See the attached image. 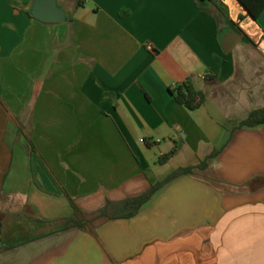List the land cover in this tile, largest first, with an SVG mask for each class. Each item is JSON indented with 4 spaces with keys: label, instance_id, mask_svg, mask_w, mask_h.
<instances>
[{
    "label": "crops",
    "instance_id": "crops-1",
    "mask_svg": "<svg viewBox=\"0 0 264 264\" xmlns=\"http://www.w3.org/2000/svg\"><path fill=\"white\" fill-rule=\"evenodd\" d=\"M34 1L0 0V223L35 224L0 264H264V123L243 125L264 108V10L56 0L67 21L43 23ZM186 80L195 111L171 94ZM187 167L133 216L54 230Z\"/></svg>",
    "mask_w": 264,
    "mask_h": 264
},
{
    "label": "trees",
    "instance_id": "trees-1",
    "mask_svg": "<svg viewBox=\"0 0 264 264\" xmlns=\"http://www.w3.org/2000/svg\"><path fill=\"white\" fill-rule=\"evenodd\" d=\"M217 8L219 15L217 20L222 16L226 18V10L224 7L218 5L215 1L209 0ZM239 3L245 8L246 16H251L255 21L258 20L259 16L264 10V0H238ZM244 16L240 15L239 20L243 19ZM251 43L252 41L249 40ZM175 101L185 107L189 111H195L199 109L205 102V94L194 88L190 80H186L178 85H176L172 90ZM264 123V108L254 111L250 116L244 121L243 125H258ZM174 151H170L159 158V162H166L172 155ZM204 165V164H203ZM201 165V167L203 166ZM193 169L191 167L179 168L169 174L164 180L152 186L151 189L142 196L128 199L119 203L107 202L101 209L93 213H82L73 205V214L61 221H58V227L54 228L55 231L67 230L69 228H84L85 224L92 223V221L99 220H110L114 218H119V209L125 208L128 216H133L136 214L141 205L150 199L152 194L161 187L164 183L178 177L180 175L188 174ZM40 237V236H39Z\"/></svg>",
    "mask_w": 264,
    "mask_h": 264
},
{
    "label": "water",
    "instance_id": "water-1",
    "mask_svg": "<svg viewBox=\"0 0 264 264\" xmlns=\"http://www.w3.org/2000/svg\"><path fill=\"white\" fill-rule=\"evenodd\" d=\"M30 14L33 18L43 23H63L67 21V16L56 0H35ZM239 39V35L233 31H227L221 38V45L227 51ZM0 223V233H1ZM1 244V243H0Z\"/></svg>",
    "mask_w": 264,
    "mask_h": 264
},
{
    "label": "rangeland",
    "instance_id": "rangeland-1",
    "mask_svg": "<svg viewBox=\"0 0 264 264\" xmlns=\"http://www.w3.org/2000/svg\"><path fill=\"white\" fill-rule=\"evenodd\" d=\"M34 222L13 218L9 224L5 223L1 229L0 240L3 243L22 240L30 235L29 229L34 227Z\"/></svg>",
    "mask_w": 264,
    "mask_h": 264
},
{
    "label": "built area",
    "instance_id": "built-area-1",
    "mask_svg": "<svg viewBox=\"0 0 264 264\" xmlns=\"http://www.w3.org/2000/svg\"><path fill=\"white\" fill-rule=\"evenodd\" d=\"M146 49L149 50V51H152V50H153V49H152V46H151L150 44H147V45H146Z\"/></svg>",
    "mask_w": 264,
    "mask_h": 264
}]
</instances>
